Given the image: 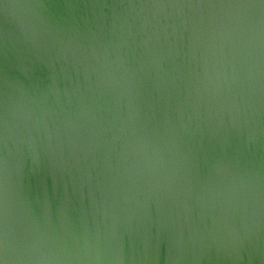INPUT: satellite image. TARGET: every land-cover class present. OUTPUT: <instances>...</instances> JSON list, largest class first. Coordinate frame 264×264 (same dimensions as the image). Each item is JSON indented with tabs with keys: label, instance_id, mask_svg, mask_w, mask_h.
Returning a JSON list of instances; mask_svg holds the SVG:
<instances>
[{
	"label": "clouds",
	"instance_id": "clouds-1",
	"mask_svg": "<svg viewBox=\"0 0 264 264\" xmlns=\"http://www.w3.org/2000/svg\"><path fill=\"white\" fill-rule=\"evenodd\" d=\"M0 264H264V0H0Z\"/></svg>",
	"mask_w": 264,
	"mask_h": 264
}]
</instances>
